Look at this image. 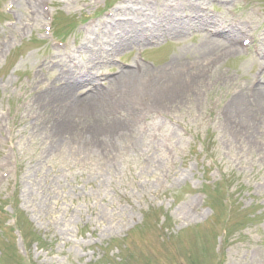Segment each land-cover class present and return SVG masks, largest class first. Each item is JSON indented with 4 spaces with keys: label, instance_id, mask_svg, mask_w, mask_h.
Instances as JSON below:
<instances>
[{
    "label": "rangeland",
    "instance_id": "obj_1",
    "mask_svg": "<svg viewBox=\"0 0 264 264\" xmlns=\"http://www.w3.org/2000/svg\"><path fill=\"white\" fill-rule=\"evenodd\" d=\"M7 1L0 0L1 25L10 17L2 10ZM64 1L51 0L58 21L56 36L76 43H83L91 36L93 41L95 34H85L78 25L83 21L81 17L89 13L82 5L83 0ZM137 1L99 0L97 10L113 12L124 8L135 20L131 27L139 30L143 16L135 13ZM139 1L150 5L151 13L154 8L159 13L171 12L177 21L190 22L200 11L214 17L216 23L211 22L204 29L190 23L178 39L168 29L164 15L150 16L144 26L157 22L167 33L147 38L149 30L143 29L138 33L141 42L136 40L125 48L112 49H109L113 44L109 35L97 38L111 42L103 51L94 54L86 51L94 71L116 68V62H112L115 57L132 61L139 44L144 46V56L152 62H145L151 70L172 60L179 66L202 62L205 56L217 55L226 45L224 42L217 46L201 44L202 33L215 32L209 33L210 27L215 30L225 26L217 31L227 33L236 24L241 33L249 25L256 36L264 34V0H191L196 2L191 3L194 6L188 5L187 0H172L175 7L171 9L155 5L152 0ZM7 33L8 29L0 32V36L6 37ZM215 35L221 39L218 35L222 33ZM18 40L11 43L14 45ZM74 48L77 50V46ZM52 52L40 29L34 26L4 60L1 56L0 115L4 108L10 107L13 115L7 124L13 127L17 121L18 126L15 130H0V163L8 157L13 162L9 176L0 186V249L3 250L0 264H19L13 236L4 227L8 208L4 205L10 193H14L19 224L28 242L29 264H218L213 249L217 231L225 234L220 264H264V120H260L264 115L262 108L242 111L232 100L238 90H243L250 103H255L253 93L246 86L256 84L257 79L264 81V70L260 73L262 58H257L252 50L224 55L213 74H224V78L215 84H201L198 101L188 98L170 109L152 102L145 111L143 92L141 99L136 98L127 108L122 99L117 105L107 103L105 117L119 112L131 118L133 126L117 134L107 126H100V135L106 140L101 151L96 144H86L83 150L68 143L55 144L57 137L48 124L49 137L45 139V132L37 130L45 116L37 103L30 101L24 108L25 101L32 100V88L55 78L50 75L57 65L46 59ZM152 77L145 76V85L152 86ZM94 79L91 77L90 81ZM107 83L106 78V86ZM85 88H90V82H86ZM80 95L86 98L88 94ZM214 100L219 108L212 111L209 104ZM229 100L233 107L230 125L243 132L237 137L228 128L230 125L221 123L223 116L219 111ZM53 101H56L54 97L47 103L51 105ZM137 109L141 110L140 114L132 115ZM48 114V119L56 121L52 115L56 116L57 112ZM246 117H252L247 124L243 123ZM246 129L253 130L254 136L245 133ZM122 133L141 143L133 149L128 142L126 147ZM198 140L205 144L206 154L200 146L197 148ZM6 152L12 155L5 156ZM207 154L214 158L220 171L209 167ZM149 155L154 160L151 167L146 162ZM98 156H104L103 160L98 161ZM3 168L1 165L0 171ZM213 179L219 182L207 187V182ZM200 190L206 191L207 200L193 212L192 204ZM224 192L231 197L229 213L222 198ZM210 209L214 214L201 222Z\"/></svg>",
    "mask_w": 264,
    "mask_h": 264
},
{
    "label": "bare ground",
    "instance_id": "obj_2",
    "mask_svg": "<svg viewBox=\"0 0 264 264\" xmlns=\"http://www.w3.org/2000/svg\"><path fill=\"white\" fill-rule=\"evenodd\" d=\"M188 1V0H187ZM37 0H32L31 2V10L34 13L38 12L37 8ZM139 3L138 9L135 10V12L140 13L143 15V19H148L149 16H162L164 15V19L169 24L168 29L171 31V33L174 35L175 38H180L182 35V32L186 29L188 26V21H185L184 19H180L177 21V16H173L171 12H166L161 10V13L157 11L156 8H154L153 12L151 13V7L147 3L137 1ZM152 2L155 3V5L160 4L163 5L166 4V1L163 0H152ZM190 6L191 3H188ZM180 17L178 16V19ZM214 18V17H213ZM211 15H198L196 17V21H194V24H203L211 22H215ZM113 25H116L117 29L121 30V32L124 31L125 28H131L127 32H131V34L128 37L121 36L118 38V43L115 45L116 48L118 47V44L120 46V43L123 42L121 45L122 48L126 46H130L133 42H135L138 39V32L135 28H132L133 25L129 21L124 22H118L115 21L113 18H110V20ZM131 23V24H129ZM216 23V22H215ZM243 24V23H240ZM112 25V26H113ZM111 26V27H112ZM143 26V25H140ZM150 27L154 30H159L161 33L166 32L167 30H160V25L156 22L155 24H150ZM149 27V28H150ZM237 25L235 28H230L227 33H222V35H218L221 37V39L215 37L216 35H211L208 33H202L200 35V41L201 44L205 46H217L220 45L221 42H224L226 45V48L228 49L227 53L230 54L237 52L241 49L236 43L235 40L238 39L236 35ZM141 29V28H140ZM0 30H4L3 27H0ZM111 31V29H109ZM152 31V29H151ZM153 32V31H152ZM140 33V30H139ZM236 34V35H235ZM235 35V36H234ZM117 36H115L116 38ZM259 45L264 49V34L259 35ZM120 41V43H119ZM261 48V55L259 56L261 66H264V54L263 50ZM99 50V49H97ZM94 51V50H93ZM258 58V57H257ZM253 60V59H252ZM215 62V60L213 61ZM201 67V65H200ZM164 70L157 71L156 69L146 67V72L151 74L153 76L152 80V86L149 87L145 85V82L143 81L145 79L146 72L138 73L137 71H134L131 67L128 68H121V71L119 74L114 75L109 80V86L110 88L113 87L112 91H117V95H111L108 93L109 88H107L108 92L99 93L97 90L91 88L87 92V97L83 98L80 97V95H74L73 92L77 91L78 88V81L74 80L70 82V80H67L66 84L53 86L52 88L44 91L43 93H38L34 96V101L38 104L40 107H44L47 105V101L55 98L56 101L51 102L52 109L57 110L60 115L59 119L56 121H51L48 119V116L46 115L44 119L42 120V125L40 126V129H37L41 133L45 132V139L49 137L46 125L48 124L53 129L54 136L57 137L54 139L55 144H59L60 146L67 145V143L76 149L83 150L86 144H96L97 147L103 151L104 146H102L103 142L106 141L103 137H101L99 128L100 126H107L111 129V132L113 134H117L118 132H125L128 129L133 126V123L131 122V118L124 115H116L111 116L110 118H106L104 116V110L107 109V106H109L107 103H115L118 102L119 99L124 100V106L130 107L132 106L133 102L136 100V98H140V93H143L146 95L142 98H146L148 100L147 103H158L161 104L163 107L170 109L173 105L178 104L182 101H188V98H192L194 101L199 100V95L201 93V87L200 84H198V80H201V78L205 75L201 72V68H198L197 70L194 69H184L183 67L176 64V61H170L163 67ZM263 71V70H262ZM261 71V72H262ZM160 73V75H159ZM224 78V75L223 77ZM220 77L218 75H214L213 77H209V81L211 82H219ZM149 87V88H148ZM248 88V92H252V98H254L256 101L255 103H250V100L248 97H245V94L243 90H238L235 96L233 97V105L239 107L242 111L247 112L248 110H254L259 111L261 108L263 110L262 114L264 115V83L258 80L256 84H249L246 86ZM157 92H156V91ZM111 91V92H112ZM74 96V101L70 102L68 100L69 95ZM141 99V98H140ZM232 102V101H231ZM230 100L225 103V105L221 108V115L222 121L221 123H224L225 126H229L231 124V116L233 107ZM75 106V110L70 111L69 106ZM116 105V103H115ZM252 106V108H251ZM256 106V109L253 107ZM77 108V109H76ZM151 106H149V109ZM43 109V108H42ZM138 114V113H136ZM79 116V118H78ZM247 120H242L243 123H248L250 120H252V117H246ZM257 120V117H256ZM261 121L264 120V118H260ZM72 127V128H71ZM38 128V127H37ZM71 128V129H70ZM230 128L234 136L237 137L239 133H243L238 128H232L231 125ZM240 128V127H239ZM242 129V128H240ZM34 131V129H31ZM36 130V131H37ZM83 130H87L84 132ZM243 130V129H242ZM245 133H247L249 136H254L253 130H244ZM250 132V133H248ZM112 134V135H113ZM120 136H124L123 143L127 147L128 142L131 147L137 148V146L141 143L138 141L137 138H132L127 136L126 134L122 133ZM65 147V146H64ZM104 155L103 153L100 155ZM98 156L99 159L104 158ZM146 162L148 167H151L154 165V160L152 158V155H149L146 158ZM156 163L155 165H157ZM154 166L153 168H155ZM157 167L155 168V170Z\"/></svg>",
    "mask_w": 264,
    "mask_h": 264
}]
</instances>
